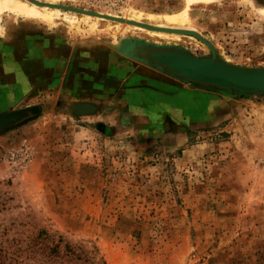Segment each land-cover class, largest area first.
I'll use <instances>...</instances> for the list:
<instances>
[{"label": "rangeland", "instance_id": "374dc122", "mask_svg": "<svg viewBox=\"0 0 264 264\" xmlns=\"http://www.w3.org/2000/svg\"><path fill=\"white\" fill-rule=\"evenodd\" d=\"M33 1L110 20L188 7ZM262 9L264 0L192 3L187 26L165 30L205 38L228 65L264 69ZM55 23L0 15V114L29 112L0 132V264H36L34 245L60 238L82 264H264V92L191 83L136 52L211 56L192 40L130 38L122 50L107 27ZM92 40L102 49L78 48Z\"/></svg>", "mask_w": 264, "mask_h": 264}, {"label": "bare ground", "instance_id": "6f19581e", "mask_svg": "<svg viewBox=\"0 0 264 264\" xmlns=\"http://www.w3.org/2000/svg\"><path fill=\"white\" fill-rule=\"evenodd\" d=\"M214 1L215 0H187L188 7L181 14H166L162 17L160 15L157 17L149 16V18L145 20L143 19V14L138 13L133 15L129 14L124 19L110 20L88 17L84 14H77L75 12L69 14L61 9V7H56L55 1L49 3L53 6L47 7L45 5V7H42L39 6L37 2H30V0H0V15L9 12L15 16L37 17L44 20L48 27L56 25L55 16L62 15L65 19L71 21L81 19L89 24V33L96 34L102 28L107 27L114 38L111 44L118 49L126 48L127 39L130 38H137L146 42L152 41L158 44H178L185 40H192L195 43L208 47L207 41L203 37L182 35L180 32H177V34L175 33L177 30H180V28L182 30L183 27L187 26L186 23L189 20L188 9L192 3L209 4ZM262 12L264 14V9H262ZM144 20L148 23L156 24V28L147 31L145 25L142 23ZM167 27H173L176 31L168 33L165 30ZM128 31L130 32L129 34H127ZM0 36H8L7 31L2 27H0ZM102 47L103 46L100 45L99 42L94 40L82 42L78 46L79 49L86 51L99 50L102 49ZM3 122V120H0V124Z\"/></svg>", "mask_w": 264, "mask_h": 264}, {"label": "water", "instance_id": "95a60500", "mask_svg": "<svg viewBox=\"0 0 264 264\" xmlns=\"http://www.w3.org/2000/svg\"><path fill=\"white\" fill-rule=\"evenodd\" d=\"M210 57L197 58L177 49L136 50L150 58L169 72L189 81L204 86H213L223 90H235L241 93L264 92V69H244L220 61L216 51L208 43ZM216 60V61H215ZM29 116L28 111L0 114V132L16 126Z\"/></svg>", "mask_w": 264, "mask_h": 264}, {"label": "trees", "instance_id": "16d2710c", "mask_svg": "<svg viewBox=\"0 0 264 264\" xmlns=\"http://www.w3.org/2000/svg\"><path fill=\"white\" fill-rule=\"evenodd\" d=\"M41 236V235H39ZM60 238L52 247L48 248L38 243L30 250V254L34 255L37 260L36 264H82L85 261L82 252L69 244L63 245Z\"/></svg>", "mask_w": 264, "mask_h": 264}, {"label": "built area", "instance_id": "2783aa9c", "mask_svg": "<svg viewBox=\"0 0 264 264\" xmlns=\"http://www.w3.org/2000/svg\"><path fill=\"white\" fill-rule=\"evenodd\" d=\"M26 158H28V157H26Z\"/></svg>", "mask_w": 264, "mask_h": 264}]
</instances>
